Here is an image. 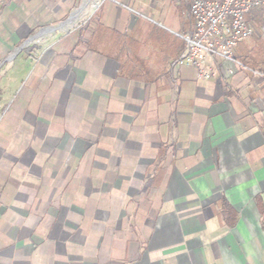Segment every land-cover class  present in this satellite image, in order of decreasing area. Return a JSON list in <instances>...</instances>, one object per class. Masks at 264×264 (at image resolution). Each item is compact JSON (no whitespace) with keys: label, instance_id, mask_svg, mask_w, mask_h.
<instances>
[{"label":"crops","instance_id":"crops-1","mask_svg":"<svg viewBox=\"0 0 264 264\" xmlns=\"http://www.w3.org/2000/svg\"><path fill=\"white\" fill-rule=\"evenodd\" d=\"M109 21L84 34L69 79L51 76L49 106L36 105L41 161L6 172L16 201L0 200V264H264V59L254 70L235 52L232 76L217 61L202 81L168 70L182 49L123 41ZM64 116L103 137L72 175L55 167L82 135Z\"/></svg>","mask_w":264,"mask_h":264},{"label":"rangeland","instance_id":"rangeland-1","mask_svg":"<svg viewBox=\"0 0 264 264\" xmlns=\"http://www.w3.org/2000/svg\"><path fill=\"white\" fill-rule=\"evenodd\" d=\"M188 7L189 0H0V200L5 197L9 202L16 201V194L13 195L11 186L6 183L10 178L6 175L8 170L14 168L20 172L28 165L40 164L41 160L35 155L40 144L32 139L41 137L48 128L40 121V115L37 117L36 105H48L46 94L51 90V76L71 77L67 66L72 63L68 58L74 53L82 55L84 34L92 28H104L111 20L112 25L115 23L116 28L121 29L115 32L120 34L121 40L150 41L157 37L172 46V51L166 54L172 56L173 48L182 49L181 53L184 49L180 36L185 34V25L187 31L190 29ZM255 14L253 11L247 16L252 25ZM74 15L77 19L68 23ZM254 28L253 36L240 43L235 51L236 56L249 65L264 59V31L255 25ZM172 59L173 62L177 57ZM74 107L82 110L81 103H75ZM91 112L82 116L92 120L102 115L101 111ZM61 121L82 132L78 138H71V157L54 165L69 168L72 175L79 169H88V156L82 155L90 147L92 155H96L103 137L83 131L72 117L64 116ZM57 144L49 148L55 151ZM131 161L122 160V165ZM53 162L48 157L44 166ZM109 168L114 169L112 174L123 172L122 166ZM94 176L95 173L84 170L80 179ZM149 181L145 176L140 188L148 187Z\"/></svg>","mask_w":264,"mask_h":264},{"label":"built area","instance_id":"built-area-1","mask_svg":"<svg viewBox=\"0 0 264 264\" xmlns=\"http://www.w3.org/2000/svg\"><path fill=\"white\" fill-rule=\"evenodd\" d=\"M260 8L264 0H189L190 29L180 36L184 49L169 69L191 67L198 80L210 81L221 61L226 76H232L231 65L241 67L235 59L236 49L254 34L247 16Z\"/></svg>","mask_w":264,"mask_h":264},{"label":"trees","instance_id":"trees-1","mask_svg":"<svg viewBox=\"0 0 264 264\" xmlns=\"http://www.w3.org/2000/svg\"><path fill=\"white\" fill-rule=\"evenodd\" d=\"M256 12L255 14V18L252 19V21L254 22L255 27L261 29L262 31H264V8H260V9H256L254 10ZM253 12V11H252ZM251 14V13H250ZM251 22V21H250ZM251 24V23H250ZM252 25V24H251ZM254 25H252V27L254 28ZM256 28V29H257ZM255 29V28H254ZM243 62V61H242ZM243 65H245L246 67L250 68V69H256L257 67V61L251 63L249 65V63H245L243 62Z\"/></svg>","mask_w":264,"mask_h":264},{"label":"bare ground","instance_id":"bare-ground-1","mask_svg":"<svg viewBox=\"0 0 264 264\" xmlns=\"http://www.w3.org/2000/svg\"><path fill=\"white\" fill-rule=\"evenodd\" d=\"M76 19H77V15H74V16L71 18L70 22H68V23H71V22H73V21L76 20Z\"/></svg>","mask_w":264,"mask_h":264}]
</instances>
